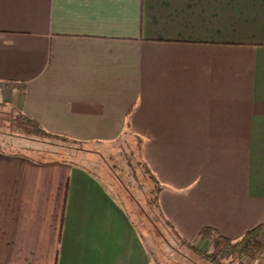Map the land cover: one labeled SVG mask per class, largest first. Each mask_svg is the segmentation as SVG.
<instances>
[{
    "label": "crops",
    "instance_id": "0c3cea01",
    "mask_svg": "<svg viewBox=\"0 0 264 264\" xmlns=\"http://www.w3.org/2000/svg\"><path fill=\"white\" fill-rule=\"evenodd\" d=\"M0 104L85 143L131 130L182 240L264 242V0H0ZM128 212L83 168L0 152V264H153Z\"/></svg>",
    "mask_w": 264,
    "mask_h": 264
},
{
    "label": "trees",
    "instance_id": "16d2710c",
    "mask_svg": "<svg viewBox=\"0 0 264 264\" xmlns=\"http://www.w3.org/2000/svg\"><path fill=\"white\" fill-rule=\"evenodd\" d=\"M21 132H30L31 136L37 137L38 139L34 140L28 136H23V135H21V137H28L29 140L31 141L34 140V141L42 142L43 144H48L49 146H54V148H59V150L58 151L56 150L55 152L43 150L42 153H40L41 157H45V155H50V156L56 155L59 158L62 153H65V151L66 153L73 152L79 154L81 152H87L88 154L91 155H93V153L97 155H104L102 151L103 149H108L109 152L110 150L114 152L115 149L117 154H119V157H116V153H114L115 157L110 156L109 158L110 167L113 168V170L118 171L116 169L117 163H120L119 161L126 160V165L127 168L130 170V172L129 173L127 172L128 180L125 183L128 185H132L131 187H136L140 185L144 186L145 198H144V203L142 205L143 209L140 208V210L144 212L146 211V213L148 212L147 217L145 218L148 221V223L152 226V228L156 230L155 234L157 235L162 234L166 238V240H168L166 233L162 232V227L170 229L169 231L171 233L174 230V227L164 216L159 203V194L164 189V186L160 184L158 179L155 177V175L152 173V171L150 170V168L147 166V164L143 159L142 156L143 145H144L143 139L135 135L131 130L124 131L116 141L110 143H101V142L85 143L64 136L51 134L47 130H45L38 122L31 119L17 108L11 107L6 104H0V152L7 154H22L20 151H16V149L12 148L13 145L9 141L7 142V140L5 139V137L19 136L17 134ZM95 146H100L101 147L100 150L98 149L96 150L95 148L94 149L92 148ZM10 147L12 148V150ZM22 155L29 156L27 154H22ZM41 157H37L35 159L42 162L45 161L68 162L87 170L91 174L103 180L100 174L89 169L87 166H85V164H81V162L78 160L73 161L71 159L68 160L64 158L61 160L58 159L57 157L55 159L53 158L43 159ZM111 161H113L114 163ZM139 174L144 176L145 178L143 182L144 184L141 183ZM116 177H118L119 180L120 178L121 179L127 178L125 174H122L121 176L119 173H117L116 175L113 171L112 180L114 184L117 183L115 182ZM115 186L118 189L121 187V185L118 184H116ZM120 200L121 199L119 198V201ZM121 204L125 205L123 204V202H121ZM128 214L130 219L138 228L141 237L144 239L146 249L148 250L150 256L152 257V259L154 258L153 264H161L159 259L154 255L152 249L153 234H150L148 232L146 235L144 232H142V230L138 227L137 221L132 217L131 211H129ZM158 224H160L159 225L160 227L158 226ZM261 230H262V226H258L248 231L241 239L237 241H232L223 238L220 235H218L212 228L209 227L204 228L201 232V235L203 237H208L210 240H212L216 249H220L221 252L231 255V260L230 262H227V264H233L235 261H238V264H245V261L247 259L250 261L264 259V242H261L259 240ZM174 232L176 231L174 230ZM176 235L178 236L177 233ZM149 237L151 239L149 240L150 243L148 241ZM182 243L183 245L192 248L195 252L200 254V256L206 258L209 261H213L215 263H225L219 259L218 255H213L212 253L203 252L198 248H196L195 245L189 243L186 240H182ZM160 252H162V250H160Z\"/></svg>",
    "mask_w": 264,
    "mask_h": 264
},
{
    "label": "rangeland",
    "instance_id": "374dc122",
    "mask_svg": "<svg viewBox=\"0 0 264 264\" xmlns=\"http://www.w3.org/2000/svg\"><path fill=\"white\" fill-rule=\"evenodd\" d=\"M17 135L19 136L5 137V139L7 140V142L9 141L13 145L12 148L16 149V151H20L22 154H27L31 158L41 157L40 153H42L43 150L50 152H55L56 150L57 151L59 150V148H54V146H49L48 144H43L42 142L34 141L37 140L38 138L31 136L30 132H21ZM21 135L28 136L34 140L31 141L29 140L28 137H21ZM92 148L93 149L95 148L96 150L97 149L100 150L101 147L95 146ZM102 151L104 155H97L94 153L93 155H91L88 154L87 152H81L79 154L73 152L66 153L65 151V153H62L59 158L56 155L55 156L45 155L46 158L45 157H41V158L55 159L57 157L58 159L61 160L63 158L68 160L71 159L73 161L78 160L81 162V164H85V166H87L89 169L100 174V176L103 178L104 182L106 183V185H108V187L113 192V194L118 199L119 198L121 199L120 201L126 205L125 207L128 209V211H131L132 217L137 221L138 227L142 230V232H144L146 235L148 232L150 234H153L152 249L154 255L159 259L161 264H168V263L169 264H227V262H230L231 255L221 251L219 253H217L216 251V253L214 252L215 254L213 253L212 254L218 255L219 259L225 263H215L213 261L207 260L206 258L200 256V254L195 252L192 248L183 245L181 237L177 236L174 230L171 233L169 231L170 229L162 227V232L166 233L168 240H166V238L162 234L161 235L155 234L156 230L152 228V226L148 223V221L145 218L147 217L148 212L146 213V211L144 212L140 210V208L143 209L142 205L144 203V198H145L144 186L140 185L136 187H131L132 185L126 184L125 182L128 180V173L130 172V170L127 168L126 160L119 161L120 163H117L116 169L118 171L113 170V168H111L109 165L110 163L109 158L110 156L115 157L114 153H116V157H119V154H117L115 149L114 152L112 150H110L109 152L108 149H103ZM113 171L116 175L117 173H119L121 176L122 174H125L127 177L122 179L120 178V180H122L123 182L120 181L118 177H116L118 179L115 178V182H117L116 184L121 185L119 189L115 186L116 184L113 183L112 180ZM139 177L141 183L144 184L143 183L145 180L144 176L139 174ZM159 225L160 224H158V226ZM149 240H151L150 237L148 241ZM158 249L162 250V252H160V250ZM246 261L245 264H250V262H246ZM233 264H238V261H235Z\"/></svg>",
    "mask_w": 264,
    "mask_h": 264
}]
</instances>
